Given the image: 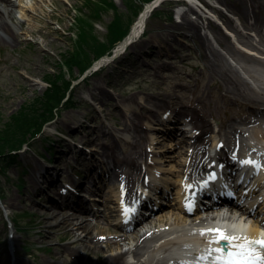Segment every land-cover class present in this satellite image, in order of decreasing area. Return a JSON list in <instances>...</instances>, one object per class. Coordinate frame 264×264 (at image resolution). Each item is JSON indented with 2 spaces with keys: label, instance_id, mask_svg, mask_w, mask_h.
I'll return each instance as SVG.
<instances>
[{
  "label": "rangeland",
  "instance_id": "374dc122",
  "mask_svg": "<svg viewBox=\"0 0 264 264\" xmlns=\"http://www.w3.org/2000/svg\"><path fill=\"white\" fill-rule=\"evenodd\" d=\"M12 1L13 5L7 7L12 17L6 16L11 34L4 36L0 44V128L44 93L45 75L59 71V60L72 50L77 38L70 27L74 23V4L81 2ZM209 1L220 6L214 11L232 37L208 19L209 13L199 5H195L196 12L189 5L177 8L172 1L159 9L174 13L178 9L177 17L172 21L149 17V34L128 49L125 59H116L99 72L89 70L85 79L77 69L66 73L67 79L78 77L73 88L78 106L61 110L39 135L28 139L31 150L18 155L19 162L8 164L6 174H0V187L5 192L0 199V264H105L107 255L121 251H128L127 264H167L165 247H172L176 239L168 246H161L157 240L171 231L173 221L169 227H153L156 232L146 242L133 240L136 230L141 231L136 239L146 232L151 218L130 229L118 225L121 185L111 179L107 160L126 155L140 140L145 157L139 161L145 175L136 179V190L153 174L162 181H177L182 170H189L182 166V160L185 163L186 159H194L192 147L186 146L189 150L185 153L178 146L183 130L187 129V137L192 135L186 117L193 109L212 123V129L204 135L208 149L215 146V138L222 139L227 148L236 142L248 151L264 147V118L258 114L264 110V83L258 80V72L264 76V0ZM116 6L126 10L122 0H116ZM111 18L113 11L105 14V22ZM97 26V33L103 37L106 27ZM214 59L252 95L254 102L224 96L223 80L211 72L210 61ZM166 110L175 113L167 118L178 120L169 134L152 128ZM232 123L235 131L229 126ZM56 129L65 132L68 139ZM51 141L52 155L45 148ZM18 176L23 178L22 187L16 185ZM79 182L83 188L85 183L84 191L76 186ZM60 201L65 205L60 211L69 215L76 213L79 203L87 206L89 213L81 214V219L89 221L90 230L78 228L71 235L70 227L52 228L62 215L49 221L43 212ZM177 209L173 201L156 215L169 210L176 213ZM9 216L20 219L17 226L8 224L5 217ZM87 236L101 239L100 249L108 247L105 240L122 237L125 241L103 256L78 241Z\"/></svg>",
  "mask_w": 264,
  "mask_h": 264
},
{
  "label": "bare ground",
  "instance_id": "6f19581e",
  "mask_svg": "<svg viewBox=\"0 0 264 264\" xmlns=\"http://www.w3.org/2000/svg\"><path fill=\"white\" fill-rule=\"evenodd\" d=\"M10 5H13V1L12 0H0V44H2V42L5 40L4 36L11 34V27L9 26V22L6 19L7 17H12L11 12L7 9V7H9ZM214 17H216V15H213ZM143 28V18H141L138 22H136L134 30H133V36H135V39H133L134 37L132 36V39L135 41L137 40L138 36L140 35V32ZM194 29L196 30L197 27H194ZM253 52V51H252ZM264 56V55H262ZM111 59H106V60H102V62L104 61H109ZM211 64V72L212 75H220V78L223 80V82L221 83V85L225 88V94L224 96L226 97H234L235 100H239V99H244V100H248V101H252L254 102L255 100L252 98V95L249 94L247 92V90L245 88H243L241 86V84L239 82H237L236 80L233 79V77H231L226 70L222 69L220 67V64L214 59L213 61H210ZM259 73V77L258 80L262 81L264 83V76H262V74L260 72ZM228 85V86H227ZM227 86V87H225ZM155 114V111H152ZM258 114H260L261 117L264 118V110H260L258 111ZM187 119L190 120H186L187 121V125H192L191 129H189V132L192 133V135L188 136L186 135V130H183L181 132V136L182 138L179 141L178 146L182 147L183 149H185V153L189 150L186 148V146L188 147H192V157H194V159H189L186 163L188 165L191 166H203L202 163V159H198L200 154H207L209 149L207 147V141L204 138L205 133H207V131L212 129V123L209 122L205 116H201V114L199 115V113L196 110H192V113L187 117ZM161 120V119H160ZM245 121H249V118H245ZM164 121V120H163ZM259 125V127H262L261 124H263V119L259 120V122L257 123ZM229 126L231 128H234V123L229 124ZM136 129L138 130V128L136 127ZM157 129V128H155ZM199 131V132H198ZM235 131V128H234ZM143 132V131H142ZM194 132H197L196 134H194ZM190 133V134H191ZM256 134H259V131H255ZM241 135V134H240ZM177 136V135H176ZM154 137V136H153ZM241 137V136H240ZM191 138V143L189 144ZM152 139V137H151ZM154 139V138H153ZM152 139V140H153ZM219 139L215 138L214 139V144H216L218 142ZM227 146V145H226ZM133 147L135 148L134 150H130L128 151V153L126 155H122L121 157H114L113 159H108L107 160V171L109 172V175L111 177V179L113 180H118L119 182H121L123 184V188H125V192L126 195H134L136 192L135 187L136 185H138V181L140 180V178L142 177V179L144 178L145 172L143 170V166H142V162L139 161V159L141 157H145V153L142 150V145H141V141L137 140L134 144ZM243 147L242 144H240V148ZM247 159H256V155L253 154L251 156H248ZM146 159H143V161H145ZM175 159H170V161H174ZM184 165V161L182 160V166ZM262 174L264 175V172H262ZM154 176V175H153ZM139 178V179H137ZM136 179L137 184H136ZM83 183H80V186ZM85 183H84V189H85ZM124 191V190H123ZM62 207H65V205H63L62 203H57V205H55L53 207L52 212L49 211H45L43 212L44 215L47 217V219L49 221H51L52 217H56V216H60L62 215V217L55 222L57 224V226H53L52 228H57L58 226L60 227H70V229L68 230V233L73 235L76 234L77 229L78 228H86L90 230V223L87 219L82 220L81 219V214H86L89 210L86 206H78V210L76 211V213L74 215H69L66 214L65 212L60 211V209ZM216 207V206H215ZM217 208V212L220 211L222 208L221 207H216ZM230 211L232 213H236L239 212L242 215L248 217L249 219H251L254 216V212L253 210H250L247 207H243L242 205H237V203H232L231 206L229 207ZM174 211H164L159 213L158 215L152 216L151 219L146 223L147 226H151L149 227V229L158 226L160 224V226L166 225V226H170L169 224H171V221H173V226H171V231H166V233H164L161 237L159 238H163V237H167V233L173 232V231H178L181 230L182 226H189V223L192 221L194 222L196 225L202 224L205 220V214L207 215H214L212 216V219H217L221 216V214L215 213V210H209L206 209V211L202 212V213H196L193 218H190V214L188 215L187 213H185V209L181 206H178V209L176 211V213H173ZM215 213V214H212ZM76 220H79V222H77ZM242 223V221H241ZM53 224V223H52ZM54 225V224H53ZM199 227V226H198ZM203 227L200 230L197 229H192V231H183L182 233H180L179 235H177L175 242L178 243L179 245L183 244V243H190L191 245L196 246L199 249V252L201 254V257L203 260L207 259L208 257H213L215 254V251H213V249L216 248V246H218L219 244H212L210 243V241H212L213 237L215 236L214 233L209 232L208 230H211V225H204L201 226ZM239 229L243 232H246V229L243 228L242 225L238 226ZM145 228V227H144ZM259 230V224H257L256 222H252L249 224V228L248 231L250 233L251 236H257V232ZM136 232V233H135ZM133 234H134V238L133 240H137V242L142 241V242H146L148 239H150V234H154L156 231H149L146 230V232H142L140 239L137 238L136 236L139 233H141V231L136 230ZM233 231H230V233H232ZM205 233V234H202ZM91 234V232H90ZM131 234V235H133ZM264 234V231H263ZM89 235V234H88ZM207 240L203 241L202 237L206 236ZM124 236H128V235H124ZM129 238V237H128ZM107 239V238H104ZM127 239V238H126ZM83 241L85 243V248L88 249L89 251H91L93 253H100L101 255H105V252H107L108 250H112L114 249V247L116 246H121L123 241V238H115V240H105L104 242H109L108 247L104 248V249H100V244L102 243L101 239L96 238V237H91V236H87L86 238H82L78 240ZM159 240H157L158 242ZM174 242V243H175ZM238 243H242L243 240H238ZM173 243V240L169 239V240H165L161 246L164 244L166 246H168L169 244ZM173 243V244H174ZM166 249H168V247H165ZM128 251H121L117 254H109L107 255V261L105 264H127L126 260H125V256L127 255ZM138 254V253H137ZM195 256H197V253L195 254ZM140 264H150V261H142ZM165 264V263H164Z\"/></svg>",
  "mask_w": 264,
  "mask_h": 264
},
{
  "label": "trees",
  "instance_id": "16d2710c",
  "mask_svg": "<svg viewBox=\"0 0 264 264\" xmlns=\"http://www.w3.org/2000/svg\"><path fill=\"white\" fill-rule=\"evenodd\" d=\"M144 1L146 0H124L127 11H120L114 0H86L79 5V15L74 23L77 27V38L72 50L63 55L64 63L59 71L49 72V86L43 95L37 96L33 102L13 114L10 122L0 128V174H6L7 163L16 161V155L8 154L6 150L18 147L29 133L37 132L43 121L54 114L55 106H78L73 95L61 105V100L71 84V80L66 78V67L69 71H74L75 68L84 70L95 57L113 47L129 31ZM110 10L114 11V18L105 23L107 31L101 37L97 33L96 23L103 22L104 15ZM156 15L171 18L170 12H158ZM16 182L22 186L23 178L19 176ZM4 194V189L0 187V198H3Z\"/></svg>",
  "mask_w": 264,
  "mask_h": 264
},
{
  "label": "snow or ice",
  "instance_id": "6c2138e0",
  "mask_svg": "<svg viewBox=\"0 0 264 264\" xmlns=\"http://www.w3.org/2000/svg\"><path fill=\"white\" fill-rule=\"evenodd\" d=\"M241 163L245 165H253L252 160H244ZM260 167V165H255ZM191 186L186 185V189ZM187 207H193V203L190 201ZM135 209L130 207L124 208L125 216H130ZM215 234L216 239L210 241L212 244H219L221 242L228 243V251L225 254L224 250L220 247L213 249L219 255L217 256L218 264H264V239H249L247 237H236L226 234L221 229L208 230ZM205 234V233H202ZM238 240H243L242 243H238ZM254 245H259L260 249L254 247Z\"/></svg>",
  "mask_w": 264,
  "mask_h": 264
}]
</instances>
